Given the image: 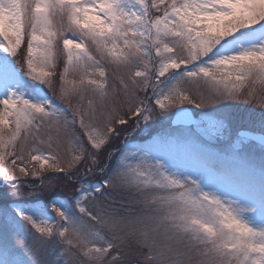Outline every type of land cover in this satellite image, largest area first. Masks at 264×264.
I'll return each instance as SVG.
<instances>
[{"label": "snow or ice", "instance_id": "snow-or-ice-1", "mask_svg": "<svg viewBox=\"0 0 264 264\" xmlns=\"http://www.w3.org/2000/svg\"><path fill=\"white\" fill-rule=\"evenodd\" d=\"M236 103L264 109V0H0V264H264Z\"/></svg>", "mask_w": 264, "mask_h": 264}, {"label": "rangeland", "instance_id": "rangeland-1", "mask_svg": "<svg viewBox=\"0 0 264 264\" xmlns=\"http://www.w3.org/2000/svg\"><path fill=\"white\" fill-rule=\"evenodd\" d=\"M59 66L62 68L63 66V59L59 61ZM58 87V83H57ZM194 111H200L194 109ZM227 114L231 115L239 125L241 126H250L249 118L255 117L257 121H259L261 111L264 109H260L258 106L254 104H243V103H236L233 104L232 107L225 110ZM30 181L32 178H28ZM21 191H27V189H21ZM5 199V192L3 187H0V203H2ZM126 259L128 264H140L141 261V254L138 248L135 246L129 247L127 250Z\"/></svg>", "mask_w": 264, "mask_h": 264}]
</instances>
